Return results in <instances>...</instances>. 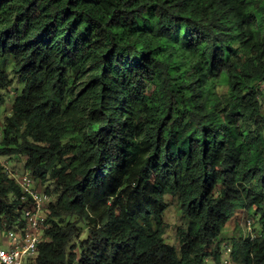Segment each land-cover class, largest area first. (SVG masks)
I'll use <instances>...</instances> for the list:
<instances>
[{"label":"trees","instance_id":"obj_1","mask_svg":"<svg viewBox=\"0 0 264 264\" xmlns=\"http://www.w3.org/2000/svg\"><path fill=\"white\" fill-rule=\"evenodd\" d=\"M10 63L0 157L54 198L37 264H222L241 211L230 259L264 264V0H0V90ZM27 204L0 163V225Z\"/></svg>","mask_w":264,"mask_h":264},{"label":"built area","instance_id":"obj_2","mask_svg":"<svg viewBox=\"0 0 264 264\" xmlns=\"http://www.w3.org/2000/svg\"><path fill=\"white\" fill-rule=\"evenodd\" d=\"M0 163L5 173L18 183L23 200L28 202L19 221L11 227L4 221L0 225V264H37L39 245L49 240L46 232L51 227L49 214L54 198L27 172L13 173L7 157H0ZM224 250L231 257V246L226 244ZM223 263L229 264L227 259Z\"/></svg>","mask_w":264,"mask_h":264},{"label":"rangeland","instance_id":"obj_3","mask_svg":"<svg viewBox=\"0 0 264 264\" xmlns=\"http://www.w3.org/2000/svg\"><path fill=\"white\" fill-rule=\"evenodd\" d=\"M8 73L12 79V86L6 90H0V97H2L5 102L0 105V139L2 134V129L5 123V119L11 113V107L16 99V97L20 96L23 92L24 85H22L18 78L13 73V65L10 63L8 66ZM260 89L263 93L262 102H264V84L260 86ZM224 91H227L224 89ZM9 169L15 174H23L26 173L23 169L25 160L23 158H7ZM28 173V172H27ZM29 174V173H28ZM30 175V174H29ZM52 187L51 183H46L44 188ZM168 209L165 215V232H164V240L166 243L170 244L175 248H179L178 242V230L180 228L186 229V221L182 217L180 212L179 204L177 199L168 198ZM255 215V216H254ZM259 215H256L254 211L251 213H246L245 211L238 212L233 219L229 222L227 228L223 231L222 236L219 240L222 243H225L231 246L235 240L238 239H246L249 236L256 237L260 232V224L258 223ZM254 220L256 223H254ZM86 232V231H84ZM223 254L222 264L224 260H228L229 264H237L231 261L230 257Z\"/></svg>","mask_w":264,"mask_h":264}]
</instances>
